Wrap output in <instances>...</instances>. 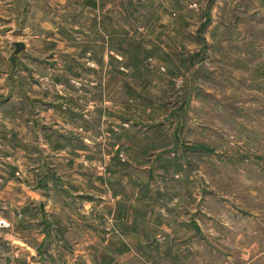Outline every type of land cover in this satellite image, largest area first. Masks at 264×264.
Returning <instances> with one entry per match:
<instances>
[{
  "label": "rangeland",
  "instance_id": "rangeland-1",
  "mask_svg": "<svg viewBox=\"0 0 264 264\" xmlns=\"http://www.w3.org/2000/svg\"><path fill=\"white\" fill-rule=\"evenodd\" d=\"M54 1L0 0V9H35L39 19L41 9H56ZM88 1L63 0L64 36L50 27L46 45L19 25L0 29V104L15 103L0 115L25 113L22 92L80 107L76 115L89 101L105 114L107 102L113 144L121 139L123 154L143 147L153 181H185L195 230L210 218V248L196 234L188 264H264V0H92L97 8ZM110 21L112 49L107 40L105 50L102 33L89 26ZM31 32L40 34L39 26ZM10 40L28 44L6 76ZM177 127L187 147L203 144L207 152L175 156ZM175 158L182 172L169 175L164 168Z\"/></svg>",
  "mask_w": 264,
  "mask_h": 264
},
{
  "label": "crops",
  "instance_id": "crops-1",
  "mask_svg": "<svg viewBox=\"0 0 264 264\" xmlns=\"http://www.w3.org/2000/svg\"><path fill=\"white\" fill-rule=\"evenodd\" d=\"M54 4L56 9H41L39 19L35 9L26 13L0 9V29L19 25L31 33L32 41L46 45L50 31L64 36L59 34L63 0ZM87 6L97 8L92 0ZM101 10L112 15L113 9ZM111 24L89 26L102 33L105 50L107 40L112 49ZM36 25L40 34L31 32ZM14 41L20 40L8 43ZM20 42L24 44L20 54L25 53L28 43ZM20 54L11 61L10 52L6 76ZM22 94L27 102L22 116L0 115V220L5 223L0 225V264H188L196 234L209 250L211 220L208 217L205 228L195 230L194 199L185 181H168L167 175L164 181H153L152 167L144 165L143 147L136 144L123 154L118 147L124 145L121 139L113 144L110 136L116 128L108 117L107 102H103L105 114L93 112L97 103L89 101L83 114L76 115L80 107L70 108L58 98L48 101L46 93ZM14 104L3 102L0 109ZM118 120L120 129L126 126L124 118ZM91 121L97 123L95 129L85 127ZM178 130L175 156L179 150L207 152L203 144L187 147ZM178 159L164 168L169 175L181 174Z\"/></svg>",
  "mask_w": 264,
  "mask_h": 264
},
{
  "label": "water",
  "instance_id": "water-1",
  "mask_svg": "<svg viewBox=\"0 0 264 264\" xmlns=\"http://www.w3.org/2000/svg\"><path fill=\"white\" fill-rule=\"evenodd\" d=\"M11 46H12V51H11L10 59L12 61V58L15 54H18L24 50V44L20 41H14L12 42Z\"/></svg>",
  "mask_w": 264,
  "mask_h": 264
},
{
  "label": "built area",
  "instance_id": "built-area-1",
  "mask_svg": "<svg viewBox=\"0 0 264 264\" xmlns=\"http://www.w3.org/2000/svg\"><path fill=\"white\" fill-rule=\"evenodd\" d=\"M0 225H5V223L3 221L0 220Z\"/></svg>",
  "mask_w": 264,
  "mask_h": 264
}]
</instances>
